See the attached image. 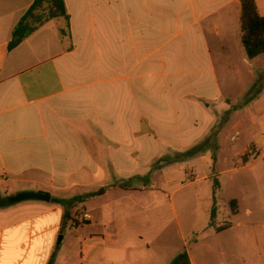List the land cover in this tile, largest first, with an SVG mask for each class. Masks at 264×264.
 I'll list each match as a JSON object with an SVG mask.
<instances>
[{"label": "crops", "instance_id": "crops-1", "mask_svg": "<svg viewBox=\"0 0 264 264\" xmlns=\"http://www.w3.org/2000/svg\"><path fill=\"white\" fill-rule=\"evenodd\" d=\"M34 1L0 0V264H264V54H246L241 0H65L68 23L10 51ZM23 192L51 201L10 203ZM80 225L98 232L63 253Z\"/></svg>", "mask_w": 264, "mask_h": 264}, {"label": "trees", "instance_id": "trees-1", "mask_svg": "<svg viewBox=\"0 0 264 264\" xmlns=\"http://www.w3.org/2000/svg\"><path fill=\"white\" fill-rule=\"evenodd\" d=\"M60 18L65 19L67 23L69 21L65 0H35L15 27L9 50H14L47 22ZM241 24L242 43L248 58L252 60L264 54V16L258 13L255 0H241ZM67 28L68 25L65 29H61L63 39ZM75 202L76 199L60 201L62 205L69 207ZM7 204H9L8 199L0 198V207ZM68 217L67 213L66 218ZM49 264H53V261ZM171 264H191L187 251H181Z\"/></svg>", "mask_w": 264, "mask_h": 264}, {"label": "rangeland", "instance_id": "rangeland-1", "mask_svg": "<svg viewBox=\"0 0 264 264\" xmlns=\"http://www.w3.org/2000/svg\"><path fill=\"white\" fill-rule=\"evenodd\" d=\"M263 57H264V56H263ZM263 59H264V58H263ZM263 77H264V76H263ZM241 79H242V81H243V83H244L245 85L248 84V82L252 80L251 78L249 79L245 73L242 74ZM100 200H101L103 203L110 202V200H112V195L104 196V197H102ZM154 200H155V199H153V198H151V197H148V198L146 199L145 203H146V204H150V203L153 202ZM172 200H173V199H166L167 202H166L165 204L167 205L168 210L165 211V212L163 213V215L161 216V217H162V220H161V217H159L158 215L146 214V215H141V216H139V217L142 219V221H143L144 223H146V224L151 223V222H158V221H160V220L163 221V222H168V223H169V227H168L167 230L164 232V235L167 234V235L165 236V240L163 239L164 237H162L161 239H163L164 242H166L165 245L167 246V248H168V250H169V252H170L171 254L175 253L176 250H178V248H179L181 245L183 246L182 239L180 238V236H179V234H178V232H177V229H176V228H177L176 225H177V223H178V221H179L181 215H180V213H178V215L175 213V210H174V208H173V206H172ZM175 200H177V198H176ZM166 205H165V206H166ZM219 205H220V208H222V207H221L222 202H220ZM226 205H227V209L230 211V209H231L232 206H230L229 203L226 204ZM253 205H254V204H253ZM114 207H115V206L110 205L108 208H106V210H105V212H104V214H103V218H108V217H110L109 219L111 220V219L114 218V215H115V214H117V217H118V218H119V217H123V215L119 214L117 211L110 210V209H114ZM243 208H244V206H243ZM221 210L224 211L223 208H222ZM201 211H202V209H201ZM201 211H200V212H201ZM80 212H82V207H81V209L79 210V213H80ZM202 215H203V214H202ZM204 215H205V214H204ZM178 217H179V218H178ZM85 227H86V226H82V225H80L78 229L75 228V227H73V228H70V230H68L67 238H66V240H65V242H64V244H63V250H62L63 253H68V252H70L67 248H68V243H69L70 239L73 237L72 234L74 233V235H76L77 230H79V231L82 232L83 229H84ZM84 230H85L84 232L87 231L88 233H89V232H93V231H94V232H98V231H96L95 228H90V229L85 228ZM81 232H80V233H81ZM161 241H162V240H161ZM74 243H75V244H74V248L72 249V251H71L70 253L80 255V242L75 240ZM159 245H160V244H159Z\"/></svg>", "mask_w": 264, "mask_h": 264}, {"label": "water", "instance_id": "water-1", "mask_svg": "<svg viewBox=\"0 0 264 264\" xmlns=\"http://www.w3.org/2000/svg\"><path fill=\"white\" fill-rule=\"evenodd\" d=\"M104 190H102V193ZM31 200H37V201H45L50 202L51 196L47 193H37V192H23L18 194L17 196L10 198V203H20L24 201H31ZM61 240V237H60Z\"/></svg>", "mask_w": 264, "mask_h": 264}]
</instances>
